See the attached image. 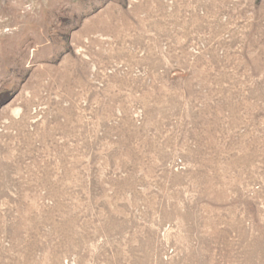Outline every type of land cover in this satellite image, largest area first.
<instances>
[{
	"label": "rangeland",
	"instance_id": "374dc122",
	"mask_svg": "<svg viewBox=\"0 0 264 264\" xmlns=\"http://www.w3.org/2000/svg\"><path fill=\"white\" fill-rule=\"evenodd\" d=\"M0 264H264V0H0Z\"/></svg>",
	"mask_w": 264,
	"mask_h": 264
},
{
	"label": "bare ground",
	"instance_id": "6f19581e",
	"mask_svg": "<svg viewBox=\"0 0 264 264\" xmlns=\"http://www.w3.org/2000/svg\"><path fill=\"white\" fill-rule=\"evenodd\" d=\"M46 38V37H45ZM47 39V38H46ZM15 46H17V45H15ZM25 50H27V49H25ZM24 54V53H23ZM27 54V53H26Z\"/></svg>",
	"mask_w": 264,
	"mask_h": 264
}]
</instances>
